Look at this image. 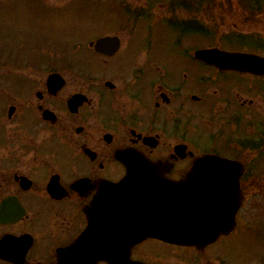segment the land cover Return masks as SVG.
<instances>
[{"label": "flooded vegetation", "instance_id": "flooded-vegetation-1", "mask_svg": "<svg viewBox=\"0 0 264 264\" xmlns=\"http://www.w3.org/2000/svg\"><path fill=\"white\" fill-rule=\"evenodd\" d=\"M2 20L24 55L0 68V264H247L218 248L236 236L264 264V0H82L78 35L41 45ZM204 155L237 164L242 201L233 230L184 244L166 219L195 207L157 194Z\"/></svg>", "mask_w": 264, "mask_h": 264}, {"label": "water", "instance_id": "water-1", "mask_svg": "<svg viewBox=\"0 0 264 264\" xmlns=\"http://www.w3.org/2000/svg\"><path fill=\"white\" fill-rule=\"evenodd\" d=\"M223 55L224 52H221L217 49L199 51L200 58L206 60H223ZM242 57L245 62L251 59V57L245 55H242ZM140 159L141 158H136L134 163H148L143 159L139 161ZM229 164L230 163L227 160L215 156L209 155L200 157L196 160L193 170L188 174L186 179L178 182L177 184H174L171 187H164L166 192H162L161 195L157 194V196H162L164 200L169 202L174 197V195H171L172 193L170 191H173L174 193L179 192L182 193L183 198V200L179 201L180 203H187L192 201L195 203V205L198 206L197 212L190 216L181 218L169 217L166 219L168 223L167 227H174V225L170 223H172V221H176L177 227L183 228L182 235L180 233H171L172 235L182 236L184 242H193L199 236L208 235L207 232L206 234L202 235L198 234L196 231V229L198 228L209 226L210 228H215L217 231L226 229L227 221L233 218L240 202L241 196L238 192V179H232L233 182L231 181L230 184H227L224 194V192H222L223 189H219L217 185L213 187L209 184V172L210 170H212L209 165H216L219 169L214 170V172H218L220 170L225 171L227 170V168H231ZM150 167V171H158L157 166ZM131 173H133V171ZM216 178L219 179L218 176ZM131 183L132 178L130 176H127L119 186L127 190L128 186L130 187ZM191 190L195 193V195L191 193ZM218 190H221V192H219ZM211 192L218 198L222 197L220 199L228 198L229 200L213 201L211 199ZM213 213H215V216H213ZM220 214H223L224 217L222 218Z\"/></svg>", "mask_w": 264, "mask_h": 264}, {"label": "rangeland", "instance_id": "rangeland-1", "mask_svg": "<svg viewBox=\"0 0 264 264\" xmlns=\"http://www.w3.org/2000/svg\"><path fill=\"white\" fill-rule=\"evenodd\" d=\"M41 1L42 0H18L16 3L14 0H0V67L3 66L5 53L10 57L17 55L22 57L24 55L21 52L18 54L19 48L14 46V38H9L6 43L2 41L1 22L5 21L8 24L9 30L15 27L6 20H2L4 16H10L13 22L16 20L15 25H18V21H20V25L23 26V33L21 35H27L29 38L36 40L38 45H41L43 42V40L39 39L43 34L41 35L38 33L39 31L37 32V30L47 27L49 29V34L54 36V38L62 34H70L71 36L78 35L82 27V0H55L56 5L62 4L63 7H45V9H43ZM225 2L235 3L236 0H216V3L222 4ZM6 3H10L11 5H7ZM7 7L13 9H7ZM214 19L220 20V16H215ZM220 41L218 42L221 43ZM226 246L231 257H233L236 262L248 264L252 263L256 258L255 244L251 239H245L244 237L238 238V236L235 238L231 237L218 248Z\"/></svg>", "mask_w": 264, "mask_h": 264}]
</instances>
